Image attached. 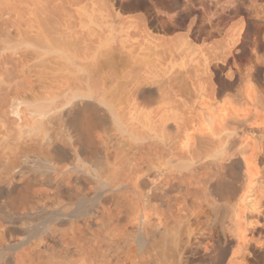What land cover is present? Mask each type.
Masks as SVG:
<instances>
[{
  "label": "bare ground",
  "instance_id": "1",
  "mask_svg": "<svg viewBox=\"0 0 264 264\" xmlns=\"http://www.w3.org/2000/svg\"><path fill=\"white\" fill-rule=\"evenodd\" d=\"M127 5L0 0V264H264V33Z\"/></svg>",
  "mask_w": 264,
  "mask_h": 264
},
{
  "label": "rangeland",
  "instance_id": "2",
  "mask_svg": "<svg viewBox=\"0 0 264 264\" xmlns=\"http://www.w3.org/2000/svg\"><path fill=\"white\" fill-rule=\"evenodd\" d=\"M114 1L121 3L123 5L128 4L127 6H129V9L123 12L124 16L125 15L127 16L128 14L129 15L134 14L133 16L139 15L138 17H146L148 19H153L154 17H159V20H163V19H165L164 14L161 12L162 15L159 14V16H158V12L154 8V6L158 5L159 10H162V11L164 10L165 13L170 12L168 14L172 15L174 17L173 19L175 20L176 26L178 24V27L176 29H174L173 33L174 34H177V33L178 34H182V33L184 34L185 32L187 33L186 30L188 29L189 30L188 35H190V37L193 39L195 38L193 41H194L195 46H197V47H199V45L201 47H205V46H208L209 44H211L212 40L205 38L206 35L202 34V33H204L203 30H206V29L208 30V28L205 27L206 28L205 29L204 27H202L201 33H195L194 32L192 35L190 33V30L193 29V31H196V29H198L197 27H199L201 24V19L203 17L205 19H207L211 15H212L211 17L213 20L215 18L216 19L217 18H220V19L226 18L228 20V22H227L228 24H226L223 28H221L220 33H224L226 31L230 30L231 25H233L232 28L234 27V25H235V27L238 28L239 27L238 23L240 24L241 23L240 21H242V20H243L242 31L247 29L246 32L252 33L253 31H256V29H257L259 40H262V37H260V36H262L264 33L263 28H261V27H258L259 29L255 28V25L259 22V18L264 17V0H114ZM172 1H174L175 3ZM156 2L159 4H157ZM160 3H162L164 5V8H165V6H171L172 9H171V7H167L168 10H170V11H168L166 8L163 9L162 4H160ZM152 4H154V6H152ZM155 4H157V5H155ZM183 4H184V6H183ZM139 6H141V7H139ZM161 6H162V8H161ZM187 7L189 9H187ZM184 8L187 9L188 11L190 10L188 12L189 15L184 13L186 11ZM172 12H174V13H172ZM186 13H187V11H186ZM185 16H186V19H183V18H185ZM188 16H189V18H188ZM191 20H192V22L194 20L195 23L192 24V22H190ZM257 20H258V22H257ZM194 24L195 25L197 24L198 26L197 25L195 26ZM182 25H183V29H182ZM187 26H191V27H187ZM237 28H234V30H236ZM175 32H177V33H175ZM213 34H215V33H213ZM185 35H187V34H185ZM215 37H216V40H222V38H221L222 36L221 37L220 36H214V38ZM262 252H261V255L264 256V250Z\"/></svg>",
  "mask_w": 264,
  "mask_h": 264
}]
</instances>
